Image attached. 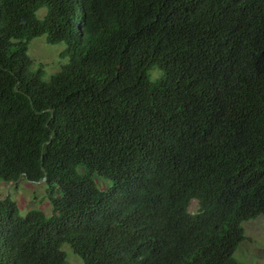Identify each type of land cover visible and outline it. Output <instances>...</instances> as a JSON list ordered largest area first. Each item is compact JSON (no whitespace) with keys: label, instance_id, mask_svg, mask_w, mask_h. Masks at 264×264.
<instances>
[{"label":"trees","instance_id":"16d2710c","mask_svg":"<svg viewBox=\"0 0 264 264\" xmlns=\"http://www.w3.org/2000/svg\"><path fill=\"white\" fill-rule=\"evenodd\" d=\"M43 37L67 60L49 76ZM21 180L53 213L0 198V264H243L264 216V0H0V182Z\"/></svg>","mask_w":264,"mask_h":264},{"label":"rangeland","instance_id":"374dc122","mask_svg":"<svg viewBox=\"0 0 264 264\" xmlns=\"http://www.w3.org/2000/svg\"><path fill=\"white\" fill-rule=\"evenodd\" d=\"M44 15L45 10L40 11V18ZM62 50V47L49 45L46 38L43 37L31 42L29 56L35 61L36 65H44L49 76L59 71L61 64L67 63V60L59 58ZM47 79L45 78V80ZM99 184H104L103 188H106V182H100ZM8 195L19 204L22 215L33 209H40L48 216L53 213L43 183L33 184L21 180L17 184L9 185L0 182V198ZM198 210V201L192 200L189 205L190 213H197ZM243 227L248 240L239 246L235 257L243 264H264V216L244 223ZM65 250L71 264H82L81 260L68 247Z\"/></svg>","mask_w":264,"mask_h":264},{"label":"bare ground","instance_id":"6f19581e","mask_svg":"<svg viewBox=\"0 0 264 264\" xmlns=\"http://www.w3.org/2000/svg\"><path fill=\"white\" fill-rule=\"evenodd\" d=\"M158 145V144H157Z\"/></svg>","mask_w":264,"mask_h":264}]
</instances>
